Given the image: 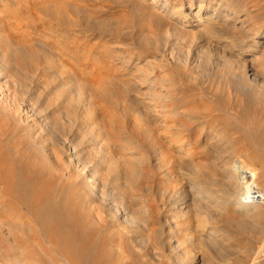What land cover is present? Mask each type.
Listing matches in <instances>:
<instances>
[{
	"label": "rangeland",
	"instance_id": "374dc122",
	"mask_svg": "<svg viewBox=\"0 0 264 264\" xmlns=\"http://www.w3.org/2000/svg\"><path fill=\"white\" fill-rule=\"evenodd\" d=\"M198 4L212 26L237 8L251 30L231 46L202 31ZM69 148L145 211L138 227L92 197ZM230 155L264 189V0H0V264H264V204L171 218L187 180L227 196Z\"/></svg>",
	"mask_w": 264,
	"mask_h": 264
},
{
	"label": "bare ground",
	"instance_id": "6f19581e",
	"mask_svg": "<svg viewBox=\"0 0 264 264\" xmlns=\"http://www.w3.org/2000/svg\"><path fill=\"white\" fill-rule=\"evenodd\" d=\"M223 1V0H222ZM232 1V0H231ZM219 3V2H218ZM226 3V2H225ZM190 4V3H189ZM226 5H228L226 3ZM231 6V4H229ZM177 11H182V4L176 6ZM197 12L194 13L195 15H193V13L191 14V16H199L198 11L200 10V4L197 5ZM202 7V6H201ZM215 7V6H214ZM218 8H216V10L218 9L217 13H219L221 6H216ZM229 7V6H228ZM228 10L229 12H227L224 15L223 18V22L225 21H229L232 22V25L230 27H228L227 25L224 24H216L217 26H212L209 23L210 20V14L208 16H197L196 20L197 22H199V24L202 26V31L203 32H208L211 33L212 29L215 28V30L213 29V31H215L216 33L219 34V36H223L225 38V42H227V44L231 45V46H236L239 44L238 41V37L243 35V31H250L251 28L248 27V23H247V19L246 16L243 15V13H239L241 12L239 9H234L229 7ZM213 10V9H212ZM215 10V9H214ZM213 10V11H214ZM190 14V12H186V15ZM228 23V24H229ZM198 24V23H197ZM215 25V24H214ZM250 26V25H249ZM201 29V28H200ZM214 33V32H212ZM238 34L239 36H235V34ZM211 37V36H210ZM256 37V32L253 31V36L252 38ZM207 38V37H206ZM243 38V37H242ZM12 45V44H11ZM9 45V46H11ZM7 47V45H6ZM8 48V47H7ZM240 49V48H238ZM242 49V48H241ZM230 50V47L227 48L226 51ZM8 52H11L7 49ZM16 51V50H15ZM234 51V50H233ZM229 52V51H228ZM241 52V50H240ZM235 50V52L233 53V55H228L226 52L222 51V56L225 60L228 61H232V62H240V60L242 59V57H240V55ZM221 53V52H220ZM13 56V55H12ZM49 57V56H48ZM5 58V57H4ZM18 60L21 62L23 60V57L18 56ZM250 62V61H249ZM242 63V62H241ZM50 68V67H48ZM62 68V67H61ZM236 69V68H235ZM252 68L251 66L248 68V71L252 72ZM260 70V69H259ZM43 71V70H42ZM254 72V71H253ZM261 74V73H260ZM251 75V74H250ZM254 75V74H253ZM253 77V76H252ZM256 77V76H255ZM63 79V78H62ZM73 80V79H72ZM64 81V79H63ZM65 84V83H64ZM59 89V88H58ZM53 91V90H52ZM68 93V92H67ZM69 112V111H68ZM78 118V117H77ZM193 126V125H192ZM84 128V127H83ZM87 128V127H86ZM76 129V128H75ZM85 130V128H84ZM83 130V131H84ZM81 132V131H80ZM92 140H99L100 139L104 140V136H102V134H99V131H92ZM78 137V136H77ZM90 137V136H89ZM100 138V139H99ZM215 140V139H214ZM98 141V142H99ZM105 141V140H104ZM218 141V140H217ZM96 142V141H95ZM216 142V141H215ZM100 144V143H99ZM220 144V143H219ZM98 145V144H97ZM221 147V146H220ZM96 148V147H95ZM70 152H69V161H71L72 165L75 168H80L82 173H85L86 176V182L89 184V188H90V192L92 197L95 200H100V201H104L105 205L107 206L109 211H112L115 216H117V219L119 220H113V221H119L118 224L122 225L123 228L126 227V225H134L135 227H138V217L136 214H140L143 213L144 214V210L140 211H135V208H132L129 204H127L128 202L125 200L124 195L121 192V189L115 185V181H112L111 183L109 182V184L107 183V185L105 184L103 190L99 188V179L97 178V174L95 175V173H93V171L91 169L88 168V166L85 163H82V161L79 160V158L77 157V154L75 153L74 150H72L71 148H69ZM225 150V149H224ZM263 151V150H262ZM188 152V151H187ZM190 152V151H189ZM215 152V151H214ZM228 153V152H227ZM257 154V152H256ZM259 155V154H258ZM257 155V157H258ZM231 156V155H230ZM220 157V156H219ZM243 158V157H242ZM259 158V157H258ZM263 158V157H262ZM229 159V158H227ZM244 159V158H243ZM259 160V159H258ZM262 162V161H261ZM246 163H248L246 161ZM244 162V160H242L240 157H236V156H231V158L222 163L221 166H223L222 171H221V175L223 177V183H222V187H223V192L225 195H227L226 197H224L223 195H219L214 193V191L208 189H202L200 188L199 185H195L192 181L187 180V182H185L181 187L176 188V189H172L169 193L168 196L166 198L167 203L171 206V208L174 210L171 213V218H173L175 215L180 216L183 221H184V216L188 215V212L192 211L191 205L194 204L195 202L198 203H207V204H211L212 207H220L221 206H225L229 203L233 204L232 210L234 211H242L243 215L245 214V216L249 215V216H254V217H261L263 216V211L261 209V206L264 204V189H261L260 187H258L257 183H256V177H255V172L253 171V168H250L247 164ZM264 166V161L263 163ZM96 167V166H95ZM99 167V166H98ZM252 167V166H251ZM97 168V167H96ZM219 168V167H218ZM264 168V167H263ZM78 170V169H77ZM220 170V169H219ZM195 176V175H194ZM116 179L118 178L117 176H115ZM172 179L174 178L173 176L171 177ZM217 178V177H216ZM175 179V178H174ZM219 179V178H218ZM108 180V179H107ZM222 180V179H221ZM220 180V181H221ZM218 181V180H217ZM216 181V182H217ZM219 181V182H220ZM218 182V183H219ZM220 184V183H219ZM221 185V184H220ZM193 189H195V193H193ZM137 195V194H136ZM140 198V197H139ZM131 199V198H130ZM182 199V200H181ZM181 200V201H180ZM134 201V200H132ZM179 202V203H178ZM135 203V201H134ZM135 205V204H134ZM59 207V206H58ZM197 207V206H196ZM215 207V208H216ZM44 208V207H43ZM48 208V207H47ZM57 208V207H56ZM55 208V209H56ZM95 208V207H94ZM54 209V210H55ZM195 209V208H194ZM222 209V208H221ZM137 210V209H136ZM170 211V210H169ZM40 212V211H39ZM61 212V211H60ZM108 212V211H107ZM195 212V211H193ZM57 213V212H56ZM55 213V215H57ZM106 213V212H105ZM62 214V213H61ZM109 214V213H108ZM164 214V213H163ZM197 215V214H196ZM59 216V217H58ZM56 218L58 220H60L61 223V216L58 215ZM139 216V215H138ZM205 216V215H204ZM170 217V216H169ZM60 218V219H59ZM138 218V219H137ZM169 218L168 223L171 224L172 227H176V223ZM180 218V219H181ZM191 218V217H190ZM204 218V217H203ZM114 219V216H113ZM116 219V217H115ZM189 219V218H188ZM187 219V220H188ZM193 219V217L191 218ZM188 220V222H190V220ZM198 219V218H197ZM197 219L195 221H197ZM63 220V219H62ZM164 220V219H163ZM199 221V220H198ZM182 222V221H181ZM194 222V221H193ZM201 222V221H200ZM207 222V221H206ZM64 223V222H62ZM58 224V223H57ZM141 224V223H140ZM182 224V223H181ZM184 224V223H183ZM187 224V222H186ZM192 226V229L188 228L191 231H196L197 228L200 227V224L198 222L195 223H190ZM60 225H58L57 227L59 228ZM65 226V225H64ZM61 227H63V225L61 224ZM64 228V227H63ZM219 228V227H218ZM63 230V229H62ZM165 230V229H164ZM173 231H171L172 233H175L174 229H172ZM128 231V230H127ZM198 232V231H197ZM219 230L217 228H215L214 226H211L210 228H206L205 229V233L206 235L209 237L210 235H214L216 233H218ZM59 233V230H58ZM160 233V232H159ZM162 233V232H161ZM52 234V233H51ZM164 234V233H163ZM167 234V233H166ZM168 235V234H167ZM195 235V234H194ZM171 236V235H170ZM173 236V237H172ZM171 237L167 238L164 242V246L167 245L170 249H175L176 245H174L172 243V238H174V235L172 234ZM217 236V235H216ZM190 238V237H189ZM178 239V238H177ZM175 242V241H174ZM177 242V241H176ZM163 243V242H162ZM178 245V244H177ZM171 252V250H170ZM174 252V251H173ZM97 253V252H96ZM174 255V254H173ZM168 256V255H167ZM177 257V256H176ZM175 258V257H174ZM93 259V258H92ZM174 264H184V260L183 261H178L176 258L174 260Z\"/></svg>",
	"mask_w": 264,
	"mask_h": 264
}]
</instances>
